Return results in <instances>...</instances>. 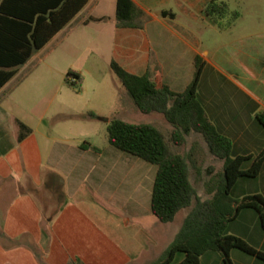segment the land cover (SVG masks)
I'll list each match as a JSON object with an SVG mask.
<instances>
[{
  "label": "crops",
  "instance_id": "obj_1",
  "mask_svg": "<svg viewBox=\"0 0 264 264\" xmlns=\"http://www.w3.org/2000/svg\"><path fill=\"white\" fill-rule=\"evenodd\" d=\"M209 1L133 0L149 16L137 29L117 27L116 0H88L44 47L58 39L68 47L79 46L85 29L92 30L93 41L110 46L112 61L132 74L147 73L157 86L167 85L175 92L190 83L195 58L200 57L204 65L197 99L207 119L232 141L234 154H256L264 147V126L256 119L264 111L259 88L255 87L254 95L227 76L234 87L233 100L228 91L204 89L201 84L208 67L219 70L209 59V44L197 24ZM162 11L173 15L162 16ZM246 41L241 40L240 71L235 73L250 84L264 74V68L249 53ZM9 82L0 89V264H151L153 250L168 236L169 244L176 232L168 233L164 225L169 222H160L151 212L153 168L113 147L107 138L106 144L97 145L85 134L37 135L35 126L11 109L20 108L22 101L8 103ZM18 122L30 129L21 140ZM251 180L257 183L254 187L247 184ZM232 191L238 198L253 193L264 196V161L255 177L239 178ZM234 221H239V228L229 233L264 251L257 212L242 209ZM179 255L168 264H178L183 257ZM229 255L233 264H264L234 249ZM200 264L223 262L219 254L204 253Z\"/></svg>",
  "mask_w": 264,
  "mask_h": 264
},
{
  "label": "trees",
  "instance_id": "obj_2",
  "mask_svg": "<svg viewBox=\"0 0 264 264\" xmlns=\"http://www.w3.org/2000/svg\"><path fill=\"white\" fill-rule=\"evenodd\" d=\"M88 0H0V89L17 73L34 52L43 48L84 7ZM208 14L223 16L229 11L224 1L210 0ZM173 15L162 11L161 15ZM237 16L238 13L234 12ZM117 27L143 28L149 16L133 0H116ZM190 83L181 92L167 85L157 86L147 73L135 75L117 62L110 68L142 113L157 112L172 126L167 137L152 124L131 123L112 118L106 126V138L113 147L137 156L156 166L152 184L150 209L162 223L173 221L179 210L189 208L171 242L151 264H168L178 253V264H200V257L208 251H218L223 264H233L230 250L239 249L264 262V251L252 246L244 238L226 231L240 210L257 212L264 230V196L260 193L232 199L229 194L241 177H255L264 161V147L256 154L233 153L232 141L222 135L207 119L197 99L203 60L196 57ZM80 79L78 72L68 70L65 81L72 84ZM264 126V111L256 115ZM19 124L18 140L30 129ZM189 132L199 134L210 153L222 161V171L214 185L207 189L210 198L201 199L190 178L186 155L172 149L170 143L182 145ZM246 163L247 166H246ZM67 264H81L70 262Z\"/></svg>",
  "mask_w": 264,
  "mask_h": 264
},
{
  "label": "rangeland",
  "instance_id": "obj_3",
  "mask_svg": "<svg viewBox=\"0 0 264 264\" xmlns=\"http://www.w3.org/2000/svg\"><path fill=\"white\" fill-rule=\"evenodd\" d=\"M218 1L228 4L229 11L226 14L217 16L204 10L203 16H199L197 21L203 30V40L209 44V59L214 61L219 69L208 67L202 74L201 84L204 89L226 90L228 98L234 100V96H230L234 90L227 78L230 76L235 81L243 83L251 93H255L254 95L257 94L255 89L257 86L260 90L257 95L264 101V74L250 81V84H245L235 73L240 71L239 61L242 58L238 51L243 39L247 40L249 53L258 57L261 63L259 66L262 65L264 68V39L260 44L256 42L257 38L264 34V0ZM234 12L238 15L235 16ZM94 35V31L85 29L83 42L79 46L68 47L65 42L58 39L34 52L30 59L18 68L15 76L5 87L8 103L16 99L22 101L20 108L11 109L25 122L34 125L37 135L45 133L51 136L67 134L82 137L85 134L91 136L97 145H102L107 143V123L112 118H120L131 123L152 124L168 137L172 126L162 114L142 113L136 108L132 98L110 68L112 61L110 46L106 42L93 41ZM68 70L78 72L80 79H72L73 83L68 84L65 81ZM239 98L240 95L237 94L233 103L236 104ZM251 103L249 101L248 107L252 106ZM67 124H70V127ZM170 145L176 152L187 156L190 178L197 195L201 199L210 198L207 189L214 185L220 175L222 161L210 153L204 139L194 132L185 135V142L182 145L173 143ZM128 156L136 158V161L146 168H153L151 174H154L156 170L154 164L129 153ZM247 184L254 187L257 183L251 180ZM229 196L237 199V191L230 192ZM188 211L189 208L179 210L173 221L164 225L167 226L168 233L178 231ZM238 228L239 221H231L226 231ZM167 239H170V236ZM167 239L153 250L152 261H155L167 247L169 241ZM234 252L250 256L239 249H234ZM206 253L221 255L218 251ZM179 254L181 253L176 255L175 260Z\"/></svg>",
  "mask_w": 264,
  "mask_h": 264
}]
</instances>
